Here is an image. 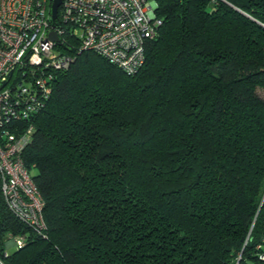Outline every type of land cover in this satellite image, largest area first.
<instances>
[{"label":"trees","instance_id":"trees-1","mask_svg":"<svg viewBox=\"0 0 264 264\" xmlns=\"http://www.w3.org/2000/svg\"><path fill=\"white\" fill-rule=\"evenodd\" d=\"M156 16L137 73L74 48L56 73L22 153L46 228L0 192V264H264V0Z\"/></svg>","mask_w":264,"mask_h":264},{"label":"built area","instance_id":"built-area-1","mask_svg":"<svg viewBox=\"0 0 264 264\" xmlns=\"http://www.w3.org/2000/svg\"><path fill=\"white\" fill-rule=\"evenodd\" d=\"M52 4L0 0V192L7 208L37 233L46 228L44 200L22 153L34 131L30 117L49 99L56 73L70 67L74 48L135 74L161 25L158 0H61L55 20Z\"/></svg>","mask_w":264,"mask_h":264},{"label":"water","instance_id":"water-1","mask_svg":"<svg viewBox=\"0 0 264 264\" xmlns=\"http://www.w3.org/2000/svg\"><path fill=\"white\" fill-rule=\"evenodd\" d=\"M61 4V0H53V4H52V20H55L57 17V10L58 7ZM50 38L52 39H56L55 34L54 33H50Z\"/></svg>","mask_w":264,"mask_h":264},{"label":"rangeland","instance_id":"rangeland-1","mask_svg":"<svg viewBox=\"0 0 264 264\" xmlns=\"http://www.w3.org/2000/svg\"><path fill=\"white\" fill-rule=\"evenodd\" d=\"M13 244H14V240H10L7 245H13Z\"/></svg>","mask_w":264,"mask_h":264}]
</instances>
